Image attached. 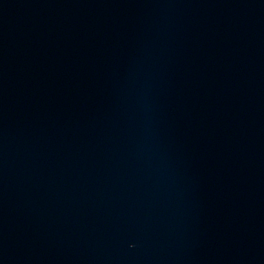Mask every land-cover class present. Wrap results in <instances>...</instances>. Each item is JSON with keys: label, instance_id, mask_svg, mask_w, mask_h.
<instances>
[{"label": "water", "instance_id": "water-1", "mask_svg": "<svg viewBox=\"0 0 264 264\" xmlns=\"http://www.w3.org/2000/svg\"><path fill=\"white\" fill-rule=\"evenodd\" d=\"M0 264H264V0H0Z\"/></svg>", "mask_w": 264, "mask_h": 264}]
</instances>
